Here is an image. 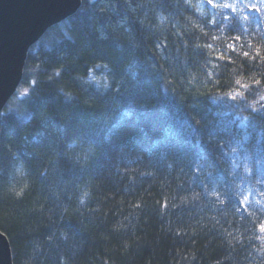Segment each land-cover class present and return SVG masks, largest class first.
<instances>
[{"label": "trees", "instance_id": "1", "mask_svg": "<svg viewBox=\"0 0 264 264\" xmlns=\"http://www.w3.org/2000/svg\"><path fill=\"white\" fill-rule=\"evenodd\" d=\"M0 231L14 264H264V0L49 28L0 114Z\"/></svg>", "mask_w": 264, "mask_h": 264}, {"label": "water", "instance_id": "2", "mask_svg": "<svg viewBox=\"0 0 264 264\" xmlns=\"http://www.w3.org/2000/svg\"><path fill=\"white\" fill-rule=\"evenodd\" d=\"M81 5L82 0H0V114L23 79L31 46ZM0 264H14L10 241L2 231Z\"/></svg>", "mask_w": 264, "mask_h": 264}, {"label": "clouds", "instance_id": "3", "mask_svg": "<svg viewBox=\"0 0 264 264\" xmlns=\"http://www.w3.org/2000/svg\"><path fill=\"white\" fill-rule=\"evenodd\" d=\"M24 174H25V172H24V169H23V165L22 164L18 165L17 166V175H24ZM22 194H23L22 191H18L17 192V195H22Z\"/></svg>", "mask_w": 264, "mask_h": 264}]
</instances>
